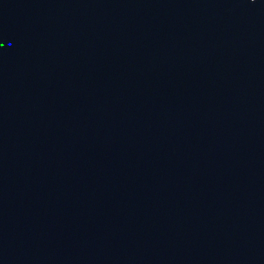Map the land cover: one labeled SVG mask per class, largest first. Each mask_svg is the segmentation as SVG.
Wrapping results in <instances>:
<instances>
[{"label": "water", "instance_id": "water-1", "mask_svg": "<svg viewBox=\"0 0 264 264\" xmlns=\"http://www.w3.org/2000/svg\"><path fill=\"white\" fill-rule=\"evenodd\" d=\"M0 264H264V0H0Z\"/></svg>", "mask_w": 264, "mask_h": 264}]
</instances>
